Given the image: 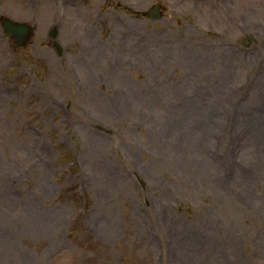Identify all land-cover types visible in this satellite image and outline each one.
I'll return each instance as SVG.
<instances>
[{"label":"rangeland","instance_id":"1","mask_svg":"<svg viewBox=\"0 0 264 264\" xmlns=\"http://www.w3.org/2000/svg\"><path fill=\"white\" fill-rule=\"evenodd\" d=\"M220 4L0 0V264H264V0Z\"/></svg>","mask_w":264,"mask_h":264},{"label":"water","instance_id":"2","mask_svg":"<svg viewBox=\"0 0 264 264\" xmlns=\"http://www.w3.org/2000/svg\"><path fill=\"white\" fill-rule=\"evenodd\" d=\"M157 9L158 6H155L154 10L152 11L154 13L151 15L153 19L157 18ZM1 25L7 35L14 36L17 48L25 45L34 31V28L31 25L23 22L13 21L8 17L1 18ZM56 47L59 49L58 46Z\"/></svg>","mask_w":264,"mask_h":264},{"label":"flooded vegetation","instance_id":"3","mask_svg":"<svg viewBox=\"0 0 264 264\" xmlns=\"http://www.w3.org/2000/svg\"><path fill=\"white\" fill-rule=\"evenodd\" d=\"M165 1L169 2L171 4V10H173L177 13V16L180 19L181 24L191 25L194 23V21H193L194 19L192 17H185L184 16V14H185L184 12H186L188 10H191V11L194 10L192 5H191V2L193 0H165ZM220 1H221V4L217 8V10L219 12L225 8V4L230 0H220ZM157 3L160 4V6H161L159 12L162 14V12L166 11V7L163 4L156 2V3H153L151 6H153L154 4H157ZM232 3H234V1H232ZM151 6L146 11H143L144 13H142V16L145 17L144 19L149 20L148 11L151 8ZM186 15H188V14H186ZM228 20L236 23V20H238V19L228 17ZM243 20H247V19L244 18ZM239 22L240 21H238V23Z\"/></svg>","mask_w":264,"mask_h":264}]
</instances>
